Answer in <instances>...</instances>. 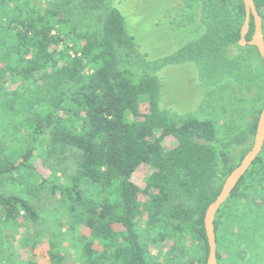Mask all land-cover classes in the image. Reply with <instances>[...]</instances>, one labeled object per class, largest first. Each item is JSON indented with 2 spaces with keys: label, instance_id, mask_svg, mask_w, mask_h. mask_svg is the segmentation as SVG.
I'll return each mask as SVG.
<instances>
[{
  "label": "trees",
  "instance_id": "trees-1",
  "mask_svg": "<svg viewBox=\"0 0 264 264\" xmlns=\"http://www.w3.org/2000/svg\"><path fill=\"white\" fill-rule=\"evenodd\" d=\"M254 1L264 29V0ZM87 2L95 8L105 0ZM201 2L208 32L200 50L221 53L225 47H242L254 54L264 73L257 47L238 44L245 19L243 0ZM254 30L252 17L247 40ZM134 46L118 9H109L99 35L91 36L59 9L33 0H0V99L11 109L18 106L21 114L9 138L0 132L4 219L24 216L36 223L43 208L31 196L41 199L45 192L54 197V210L62 209L72 227H81V256L87 264H185L187 258L192 259L187 264H207L206 209L253 141L246 143L247 135L237 137L242 151L234 161L231 143H224L226 150L217 148L213 120L167 117L159 107L157 78H135L118 65L117 50ZM185 48L190 54L191 47ZM238 61L235 57L228 65L250 86L251 63ZM7 82L23 88L11 92V100H2ZM263 88L264 80L258 92ZM262 108L248 126L251 136ZM7 118L13 121L10 115ZM168 138L176 144L166 146ZM40 162L49 176L39 169ZM143 167L141 185L133 178ZM26 173L24 188H9L10 180L16 182V175ZM263 182L264 146L216 215L219 262L218 230L224 227L226 239L235 229L234 223L223 226L222 214L236 211L233 204ZM237 214L242 216L238 212L233 216ZM52 235L58 236V230ZM171 238L165 252L151 251L152 245ZM49 245L52 264H63L65 255L57 244L50 239Z\"/></svg>",
  "mask_w": 264,
  "mask_h": 264
},
{
  "label": "rangeland",
  "instance_id": "rangeland-1",
  "mask_svg": "<svg viewBox=\"0 0 264 264\" xmlns=\"http://www.w3.org/2000/svg\"><path fill=\"white\" fill-rule=\"evenodd\" d=\"M33 2L59 9L73 24L91 36L99 35L106 12L111 8L118 9L135 44L133 49L117 50L118 65L128 69L135 78H157L160 83L159 107L167 117L176 121L182 118L213 120L218 129L217 148L226 150L224 143H231L230 156L234 161L240 159L242 151L241 145L236 144L237 137L247 135L245 142L248 144L254 141L255 135L247 134V130L256 117L257 109L264 104V88L258 92L259 84L264 80L262 65L254 54L236 45L225 47L221 53L204 48L200 50L201 39L208 32V23L204 19L208 17L203 14L201 0H105L95 8H91L87 0ZM185 47L192 48H189L190 54ZM182 49L183 53L180 54ZM235 57L243 65L250 61L253 74L250 86L243 83L239 73L232 71L228 65ZM7 84V91H1L2 100H11V92L23 88L21 83ZM16 109L4 106L0 99V111L5 113L0 117V132L8 134V138L15 120L21 121V114ZM8 115L13 121L7 118ZM174 144V138H168L165 142L168 147ZM12 147H16V144L13 143ZM38 167L49 176L50 171L45 165L40 162ZM145 171L146 167L141 168L134 181L142 185ZM26 176L27 173L25 176L16 175V182H8L9 188H24ZM31 197L43 208V211L39 210L42 212L41 218L36 223L27 221L24 216L7 221L0 206V264H29L31 261L52 264L48 253L50 239L65 255L63 264H87L81 256V227L73 228L62 215V209L54 210V197L48 193L41 194V199L38 194ZM233 206L236 211L230 213L227 210L221 218L223 226L234 223V231L225 239L224 227L218 230L220 263L264 264V182L244 194ZM237 212L242 216H233ZM240 223L242 228L238 229ZM53 229L58 230V236L52 235ZM172 242L171 238L166 244L157 243L150 249L153 253L160 250L165 252ZM191 260L187 258L185 264Z\"/></svg>",
  "mask_w": 264,
  "mask_h": 264
},
{
  "label": "water",
  "instance_id": "water-1",
  "mask_svg": "<svg viewBox=\"0 0 264 264\" xmlns=\"http://www.w3.org/2000/svg\"><path fill=\"white\" fill-rule=\"evenodd\" d=\"M245 7V19L240 29V46H256L264 60V29L262 17L257 10L254 0H243ZM253 17L255 30L250 40L246 36L249 33L251 18ZM264 146V105L260 112L257 128L251 149L244 155L241 162L230 172L225 179L220 193L216 199L209 204L205 212L204 226L206 230L209 254L207 264H221L217 257L218 244L216 235L215 219L219 209L231 195L241 178L250 169L255 159L259 156Z\"/></svg>",
  "mask_w": 264,
  "mask_h": 264
}]
</instances>
